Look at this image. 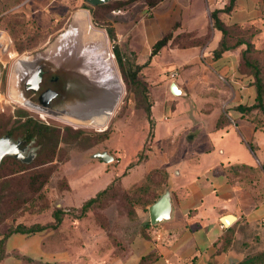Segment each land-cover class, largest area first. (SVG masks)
Listing matches in <instances>:
<instances>
[{
  "label": "rangeland",
  "instance_id": "obj_1",
  "mask_svg": "<svg viewBox=\"0 0 264 264\" xmlns=\"http://www.w3.org/2000/svg\"><path fill=\"white\" fill-rule=\"evenodd\" d=\"M118 2L122 3L118 6ZM193 3V8H199L202 16L197 15L193 20V28H186L182 16L183 10L189 8L190 0H159L151 7L146 0L109 2L105 5H111L110 9L107 12L97 10L96 19L111 26L114 39L110 40L105 25L94 26L88 9L91 6L85 0H0V132L17 138L19 127L27 119L58 131V140L52 139L45 148L33 139L35 157L30 163H23L31 171L22 172L10 161L0 168V234L17 223L49 225L53 223L51 213L60 208L64 211L61 224L57 229L48 227L45 230L51 237H66L72 225L82 227L85 224L86 228L100 233L107 246L124 245L148 220L147 209L142 210L140 205L155 191L169 190H163V178L158 175L153 176L149 184L153 191L148 194L133 189L144 176L162 169L161 156L169 146L162 140L177 134H181L183 140L185 127L201 120L205 121L203 131L209 133L214 122L206 117L210 111L205 107H235L253 102L252 78L248 81L243 76L247 70L238 64L239 50L234 51L237 58L233 69L225 72V66L213 58L212 51L216 47H208L214 30L209 14L223 8L227 0H193ZM256 11L243 21L237 20L239 16L243 17L240 12L234 13L233 10L221 14L220 18L224 23L234 24L236 34L251 44L249 56L258 62L264 83V10L260 5ZM77 12H86L91 27L106 37V50L115 64L124 91L108 121L100 128L74 126L42 110L23 107L10 95L16 61L35 52L44 53L58 37L68 36ZM155 30L157 34H153ZM169 33L168 44L157 55L149 57L151 46ZM114 47L130 62V54H134L135 64L141 66L138 75L149 92L146 101L126 88L114 57ZM74 55L66 58L79 61L78 55ZM85 67L82 66V70L91 91L90 98L99 92L98 81ZM201 72L210 73L204 89L201 81L194 78ZM172 73L175 74L173 78L170 77ZM170 82L181 83L193 94L182 98L166 96L165 89ZM150 102L152 109L148 120L143 107ZM169 107H175L173 112ZM213 138L215 141V136ZM199 142L193 143L191 148H196ZM246 142L248 139H243L237 144L239 147L236 146L238 155L244 160L252 158ZM98 152H106L113 161L103 164L92 158ZM37 173H41V185L38 183L33 188L38 187L40 191L30 192L26 176ZM168 174L170 178L171 173ZM113 179L119 180L120 187H116L103 204L80 216L78 208ZM118 188L128 189V192L122 194ZM72 203L78 208L71 206ZM130 211L135 214L131 215ZM76 220L82 221L81 224L74 225ZM241 232L239 238L234 236L231 249L256 250V232L249 227Z\"/></svg>",
  "mask_w": 264,
  "mask_h": 264
},
{
  "label": "crops",
  "instance_id": "obj_2",
  "mask_svg": "<svg viewBox=\"0 0 264 264\" xmlns=\"http://www.w3.org/2000/svg\"><path fill=\"white\" fill-rule=\"evenodd\" d=\"M193 4L190 0L189 8L183 10L186 28H193V20L197 15L202 16ZM259 7L258 0H237L233 11L240 12L243 17L237 15V20L243 21ZM219 39L220 32L214 29L208 47L214 49ZM236 58L237 53L225 52L218 61L227 72L233 69ZM209 76L210 73L201 72L194 78L201 81L204 89ZM170 83L165 89L168 97L172 96ZM176 84L182 91L180 98L193 94L181 83ZM174 108L169 107L170 112ZM205 108L211 113L206 117L214 122L210 134L203 131L205 121L201 120L185 127L187 138L182 140L181 134H177L162 140L169 145L161 158L162 168L171 173L168 183L173 214L170 220L150 226L145 235L136 233L124 245L112 248L101 239L100 233L86 228L85 224L72 225L66 237H51L48 231L32 236L12 235L0 264H140L147 256L151 258L143 264H236L242 251L224 252L216 244L230 227H234L236 238L247 227L253 229L258 248L261 247L264 244V128H254L233 107ZM221 116L224 121L216 128ZM243 139H248L251 159L244 160L236 151ZM197 141H200L197 147L191 148ZM71 206L78 208L75 203ZM224 215L236 218L227 228L220 222ZM81 222L76 220L73 224Z\"/></svg>",
  "mask_w": 264,
  "mask_h": 264
},
{
  "label": "trees",
  "instance_id": "obj_3",
  "mask_svg": "<svg viewBox=\"0 0 264 264\" xmlns=\"http://www.w3.org/2000/svg\"><path fill=\"white\" fill-rule=\"evenodd\" d=\"M158 1L159 0H146V4L151 7L154 6ZM236 2L237 0H227V3L223 8L215 9L209 14L212 28L220 32V39L218 41L216 48L212 51V55L215 60H218L225 52H234L237 49L239 50L238 64L240 63L239 65L247 70V73L246 74L244 73L243 76L246 77L248 81H250V77L252 78L250 81L251 82L250 87L251 88L253 87L254 97L252 103L238 104L235 107H233V110L239 113L243 118L250 121L254 125V128H264V90H263L264 83L261 76L260 66L257 61H252L250 59L249 55L252 52L251 44L247 40L243 39L242 37H239V35L236 34V29H235L236 27L234 26V24L224 23L220 18L221 14H229L232 10H234V7L236 6ZM121 3L122 2H118L117 5L119 6ZM260 5L264 10V0H260ZM110 7L111 5L94 6V7L91 6L88 7V9L90 11L94 26L99 27L101 25H105L109 39L113 40L114 35L111 26L105 24L103 21L100 20L97 22L96 19L97 10L98 11L103 10L107 12L110 9ZM170 38L171 35L169 33L158 39L151 46L149 51V57H153L157 55L158 52L168 44ZM113 50H114L113 53L115 60L118 64V68L122 80L126 85V88L138 94V96L139 95L142 96V98L146 101L147 95L149 96V92L146 84L140 79L138 75L139 71L141 70V66L135 64L134 54H130L132 57V62H130L129 59H127V56L122 55L119 52L117 47H114ZM123 57L125 58L124 60ZM150 108H151V102L150 105L143 107L148 120H150ZM223 121L224 118L221 116L218 119L215 127L219 128ZM57 133L58 131L50 126L41 124L32 119H27L19 127L20 135H16V136L18 137L26 136L27 138L34 139L35 141H37L40 147L45 148L49 144V142L52 141V139H55V141L58 140ZM4 135H9L13 137L12 134H8L7 132L1 131L0 137ZM13 138H15V136ZM8 161L13 162L14 165L22 169V172L23 171L28 172L32 170L31 168L24 165L20 161L13 159L11 157H5L0 163V168ZM156 175L163 178V182H162L164 187L163 190L169 188V183H168L169 174L165 169L162 168V169H156L155 171H152L148 175L144 176L143 179L139 182V184L135 186V188H133L134 191L137 193H147V194L149 191H153V189L150 188L149 184L152 182L153 176ZM26 177H27L26 183L29 191L38 193L40 191V188L37 187L34 189L33 187L38 183L39 186L41 185L40 183V180L42 178L41 173L29 174ZM116 187H120V182L117 179H113L103 190L99 191L94 197L85 201L78 208V212L80 213V216H85L87 212L91 211L96 206L103 204L111 196V194L116 191ZM127 190L125 189L120 190L118 188V191L121 192L122 194L127 193L128 192ZM161 193H162L161 189L155 191V193L151 195L148 201L140 205L142 210L145 211L150 204L154 203ZM135 206L137 205H133V207ZM63 212L64 211L60 208L54 209L53 212L51 213L53 223L49 225H39V224L25 225V224L17 223L14 224L13 227H7V230L0 234V261L3 260L6 256V243L7 240L12 235L32 236L36 233L45 231L48 227L50 229H57L63 220V215H64ZM133 212L134 211H130V214L134 215L135 212L134 213ZM149 229H150L149 221L146 220L141 225L138 234L145 235V232L148 231ZM234 231H235L234 227H230L224 231L222 237L219 239L218 243H216L219 246L220 250L224 252L231 250L235 240ZM242 253H243L242 257L239 260H237L236 264H264V244L261 247L257 248L256 250H249L248 248H244L242 249ZM150 258H151L150 256L144 257L140 261V264L149 261Z\"/></svg>",
  "mask_w": 264,
  "mask_h": 264
},
{
  "label": "bare ground",
  "instance_id": "obj_4",
  "mask_svg": "<svg viewBox=\"0 0 264 264\" xmlns=\"http://www.w3.org/2000/svg\"><path fill=\"white\" fill-rule=\"evenodd\" d=\"M67 35L66 37H58L46 52L37 55L35 58L41 57L58 61L66 59L72 54L78 55L77 59L79 61L77 62H80L83 67L86 66L85 68L94 73L95 79L98 81L99 98L91 103L75 107L69 115L53 114L40 107L28 108L31 110H42L44 113L77 127H103L124 92L115 64L106 50V37L103 33L91 27L86 12H77L74 15L72 28ZM29 61H31L30 57H23L14 64L12 92H10L14 101L25 106L29 105L23 101L22 96L20 97L17 86L20 72H23L28 67L27 63Z\"/></svg>",
  "mask_w": 264,
  "mask_h": 264
},
{
  "label": "flooded vegetation",
  "instance_id": "obj_5",
  "mask_svg": "<svg viewBox=\"0 0 264 264\" xmlns=\"http://www.w3.org/2000/svg\"><path fill=\"white\" fill-rule=\"evenodd\" d=\"M39 53L43 51L26 56L30 57L31 61L19 75L21 79L19 78L17 90L19 89L20 97L22 96L23 101L29 105H23V107H40L53 114L69 115L75 107L91 103L99 98V92L96 96L88 98L91 91L80 62L67 58L58 61L35 58ZM7 136L14 142H19V149H25V157L34 148L33 139L26 136L17 138Z\"/></svg>",
  "mask_w": 264,
  "mask_h": 264
},
{
  "label": "water",
  "instance_id": "obj_6",
  "mask_svg": "<svg viewBox=\"0 0 264 264\" xmlns=\"http://www.w3.org/2000/svg\"><path fill=\"white\" fill-rule=\"evenodd\" d=\"M112 1L120 0H85V2L94 7L99 5H105ZM40 54V53H39ZM37 54V55H39ZM36 55V56H37ZM169 92L174 97L182 96V91L177 86L176 82H171L169 85ZM19 142H14L7 135L0 137V163L5 157H11L20 161L21 163L28 164L34 157V149H31L28 152V155L24 156L25 149H19ZM92 158H95L102 162L103 164H108L113 161V158L106 152H98L92 155ZM148 221L151 227H154L160 223L167 222L171 219L173 214V205L171 200V194L169 190H164L162 194L155 200L154 203L150 204L147 208ZM236 220L233 215H224L221 217L220 222L223 227L227 228ZM234 264V263H231Z\"/></svg>",
  "mask_w": 264,
  "mask_h": 264
},
{
  "label": "built area",
  "instance_id": "obj_7",
  "mask_svg": "<svg viewBox=\"0 0 264 264\" xmlns=\"http://www.w3.org/2000/svg\"><path fill=\"white\" fill-rule=\"evenodd\" d=\"M174 76H175V74H174V73L170 74V77H171V78H173Z\"/></svg>",
  "mask_w": 264,
  "mask_h": 264
}]
</instances>
